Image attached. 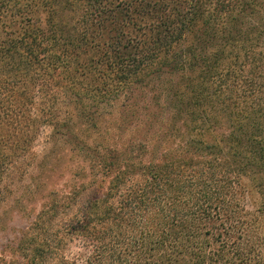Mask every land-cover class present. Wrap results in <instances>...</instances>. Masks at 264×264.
I'll return each instance as SVG.
<instances>
[{
	"label": "trees",
	"instance_id": "16d2710c",
	"mask_svg": "<svg viewBox=\"0 0 264 264\" xmlns=\"http://www.w3.org/2000/svg\"><path fill=\"white\" fill-rule=\"evenodd\" d=\"M3 238L0 264H264V0H0Z\"/></svg>",
	"mask_w": 264,
	"mask_h": 264
},
{
	"label": "rangeland",
	"instance_id": "374dc122",
	"mask_svg": "<svg viewBox=\"0 0 264 264\" xmlns=\"http://www.w3.org/2000/svg\"><path fill=\"white\" fill-rule=\"evenodd\" d=\"M174 80L176 81L177 78L175 77ZM169 82H170V80H164L163 81V86L165 89L167 88ZM152 94H153V91H151L149 89L147 91V95L152 96ZM110 108H111L110 110H112L113 113H111V115H109V116L107 115L105 120H114L118 116L117 104L114 107H110ZM105 125H107L105 122H101V127L104 128ZM112 128L113 127L109 128V129H112ZM52 130H53V127L49 124H45L42 127L39 138L37 140V144L35 146V151L39 156L44 152L45 148L49 145V139H50ZM93 136H96V135H93ZM29 182H30L29 178H26L25 181H20L17 184H15L14 192L12 194L8 195L5 199L6 202L4 203V206H5L6 210L14 211V210H17L18 208H20V206H19L20 204L16 202V199L21 195V193L23 192L22 190L26 187V185ZM252 196L255 199H259V196L255 193H253ZM10 223L12 225L20 227V226L25 224V218L21 215H18ZM4 240H5V238L0 239V242L4 241Z\"/></svg>",
	"mask_w": 264,
	"mask_h": 264
}]
</instances>
